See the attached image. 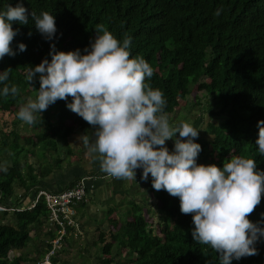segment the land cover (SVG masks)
I'll list each match as a JSON object with an SVG mask.
<instances>
[{"label":"trees","instance_id":"trees-1","mask_svg":"<svg viewBox=\"0 0 264 264\" xmlns=\"http://www.w3.org/2000/svg\"><path fill=\"white\" fill-rule=\"evenodd\" d=\"M18 3L28 10L29 23H13L18 34L11 48L16 54L0 60V73L12 69L6 83L19 89L15 98L11 94L4 97V85L0 84V112L16 111L12 127L0 130V206L6 208L0 210V264H44L59 226L50 221V211L42 198L31 208H18L30 203L39 190H60L50 189L46 179L54 170L69 166V161L63 162L65 155L72 153L70 136L88 135L95 140L92 126L66 107L71 97L41 112L42 121L37 115L32 125L36 131L20 138L24 125L18 126L22 121L17 112L29 98L35 100L40 86L39 74L28 83L29 67L39 65L45 58L50 62L53 44L57 51L80 49L85 54L83 50L95 40L98 24L121 42L131 37L130 58L142 56L153 68V76L145 82L163 92L167 115L194 86L204 92L206 99H212L211 122L194 141L202 147L199 159L204 165L223 168L225 160L244 155L255 159L257 169L264 171V155L256 145L257 123L264 120V0H0V12ZM33 11L37 15L47 11L55 17L57 32L52 40L36 30L31 19ZM21 43L27 46L24 52L19 51ZM218 119L220 123H214ZM61 142L65 147H60L59 152ZM81 143L86 150L82 140ZM30 157L34 160L30 161ZM90 159L92 164L98 160L94 154ZM95 172L107 175L100 167ZM80 179L75 177L64 188ZM124 184L125 179L111 177L107 185L121 191ZM148 184L162 215L156 217L155 224L146 219L149 212L143 208L151 196L145 192L144 203L131 197L125 202L128 206L116 212V218L111 217L116 207L109 206L104 218H94L99 232L93 243L97 245L99 263L112 264L118 256L119 264H221L219 254L210 246L193 240L192 216L181 213L179 198L154 190L150 180ZM87 190L90 191L88 185ZM118 203L123 205V201ZM88 204L81 201L74 205L79 228L66 226L61 245L48 255L51 264H60L58 255L68 248L72 232L79 235L90 229L86 223L90 215L84 221L78 217H84ZM262 214L264 195L248 219L253 223L262 221ZM104 219L114 227L111 240H107L101 227ZM260 226L264 227V223ZM43 228L46 230L41 237ZM255 247L258 255L232 260L231 264H264V237ZM24 249L28 252L24 253ZM12 250L20 251L19 255L10 257Z\"/></svg>","mask_w":264,"mask_h":264},{"label":"clouds","instance_id":"clouds-1","mask_svg":"<svg viewBox=\"0 0 264 264\" xmlns=\"http://www.w3.org/2000/svg\"><path fill=\"white\" fill-rule=\"evenodd\" d=\"M31 19L42 36L53 39L57 32L53 15L33 11ZM14 22L29 23L22 4L8 5L0 12V60L16 54L11 48L18 34ZM95 33L85 54L80 49L57 51L53 44L50 62L45 58L29 67L28 83L39 74L40 86L35 100L19 108L17 118L33 125L37 115L42 121L40 113L50 105L71 97L66 107L95 130L94 141L88 135L80 139L100 161L102 172L135 180L136 170L142 169L141 179L147 181L151 176L154 190L179 198L181 213L192 216L193 240L210 246L221 264L258 255L255 245L264 237L260 226L264 220L253 223L248 219L264 195V171L257 169L256 160L240 155L225 160L223 168L197 164L202 147L194 141L200 131L190 122L170 124L163 92L145 82L153 76V68L142 56L130 58L131 37L121 42L103 24L96 25ZM18 48L24 52L27 46L21 43ZM11 71L0 73V84L4 97L11 94L15 98L18 87L6 83ZM257 127L256 145L264 155V120ZM177 133L170 152L166 142ZM48 255L45 258L50 262Z\"/></svg>","mask_w":264,"mask_h":264},{"label":"rangeland","instance_id":"rangeland-1","mask_svg":"<svg viewBox=\"0 0 264 264\" xmlns=\"http://www.w3.org/2000/svg\"><path fill=\"white\" fill-rule=\"evenodd\" d=\"M203 93V91H199L197 89V86H194L187 98L179 101L180 103L175 111L171 115H167L170 124L176 125L179 124L180 121L190 122L197 128L198 131H200L198 136V138H200L204 133L207 122H211L209 108L212 107V99H210V97L206 99ZM30 99L34 100L33 98H29L28 100ZM198 102H200V104H197ZM13 120H16V111L9 114L0 112V130L5 131L10 129L12 127ZM214 123L218 124L220 123V120H215ZM21 125H24V127L21 128L20 138L36 131L32 125H28L23 121L18 124L20 127ZM176 138H179L178 133L176 137L166 142L170 152L174 149V140ZM68 140L72 153L69 156L65 155L63 164H66V162L69 161V166L65 165L59 170H54L52 174L48 176L46 181L48 182L49 187H56L57 184L60 187H64L66 183L73 180L77 176H81L83 179L85 178V183L90 187L89 200L87 201V204L89 203L87 205L88 210L84 213V217H78L79 220L84 221L90 215L88 221L86 222H89L90 229L86 232L81 231V234L79 235L73 234V232L69 235L68 248H65L67 244H63L65 249H62L58 255L61 259L59 263L61 264L65 260L67 264H100L97 255V245L93 243L97 240L99 232V230H96L94 218H104L106 210L109 206L116 207V211L111 215V217L116 218V212L118 214L119 211H121V208L128 206L125 202L131 197H135L136 202H142L144 192L151 196V198L146 201L147 205L145 204V207L143 208V211L148 210L149 212V214L146 213L145 215L146 219L155 224L157 221L156 217H159L162 214L156 207L155 198L153 199V196L151 195L152 193L148 184V180L152 181L151 176H149L147 181H143L141 179L142 169H137L135 180L125 179L124 192L119 190L114 191L113 187L107 185L111 181V176L108 174L106 176H101L95 172L96 168L100 167V161L96 160L92 164V160L90 159L91 154L87 149H83L80 136L78 134H74L70 136ZM60 147H65L64 142L59 144V152ZM29 160L33 161L34 158L30 157ZM197 164L204 165V163L200 161L199 156ZM52 182H55V184L53 185ZM92 188H95V190ZM16 192L21 193V190L16 189ZM121 201H123V205L118 203ZM101 227L106 232L107 240H111L110 234L114 231V227L110 225L108 221L106 222V219H104ZM45 230L46 229L43 228L40 231L41 237H43ZM23 252L27 253L28 249H24ZM19 253L20 251L12 250L10 252V257L13 255H19ZM122 254H124V250L122 251ZM117 261H119V258L118 256H115V262L112 264H119ZM44 262L45 264H51L46 260V258ZM20 263L24 264L22 261H20Z\"/></svg>","mask_w":264,"mask_h":264},{"label":"built area","instance_id":"built-area-1","mask_svg":"<svg viewBox=\"0 0 264 264\" xmlns=\"http://www.w3.org/2000/svg\"><path fill=\"white\" fill-rule=\"evenodd\" d=\"M89 193L90 191L87 190L85 178H82L77 181L72 187L62 189L57 192H49L44 189L39 190L30 203H24L23 207H20L18 209H22L24 207L31 208L39 198H42L50 211V221L53 224H58L59 226L58 236L53 240V249H51L50 251V253H52L54 247L60 246V239L65 233L67 225L78 228V224L74 218V205L77 202L88 201ZM0 209L4 210L6 208L0 206Z\"/></svg>","mask_w":264,"mask_h":264},{"label":"crops","instance_id":"crops-1","mask_svg":"<svg viewBox=\"0 0 264 264\" xmlns=\"http://www.w3.org/2000/svg\"><path fill=\"white\" fill-rule=\"evenodd\" d=\"M70 181H71V180H70ZM70 181H69V182H70ZM69 182H68V183H69ZM68 183H66V185H67ZM52 184L54 185V184H55V182H52ZM48 185H49V184H48ZM66 185H65V186H66ZM65 186H64V187H65ZM86 186H87V184H86ZM64 187H60V186H58V184H57V185H56V187H55V186H54V187H53V186H51V187H50V189H61V188H64ZM93 187H94V186H93ZM92 189H93V190H95V188H92ZM121 191H123V192H124V189H123V190H121ZM151 193H152V192H151ZM146 194H147V193H146ZM151 195H152V194H151ZM134 199H135V197H134Z\"/></svg>","mask_w":264,"mask_h":264}]
</instances>
